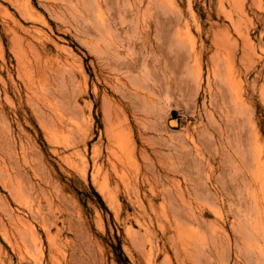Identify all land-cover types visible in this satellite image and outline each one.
<instances>
[{"label": "rangeland", "instance_id": "rangeland-1", "mask_svg": "<svg viewBox=\"0 0 264 264\" xmlns=\"http://www.w3.org/2000/svg\"><path fill=\"white\" fill-rule=\"evenodd\" d=\"M0 264H264V0H0Z\"/></svg>", "mask_w": 264, "mask_h": 264}, {"label": "bare ground", "instance_id": "bare-ground-1", "mask_svg": "<svg viewBox=\"0 0 264 264\" xmlns=\"http://www.w3.org/2000/svg\"><path fill=\"white\" fill-rule=\"evenodd\" d=\"M102 36V35H101ZM221 187V186H220ZM234 192V191H233ZM259 210V209H258ZM200 211H202V210H200ZM240 239V238H239ZM240 245V244H239ZM241 246V245H240Z\"/></svg>", "mask_w": 264, "mask_h": 264}]
</instances>
